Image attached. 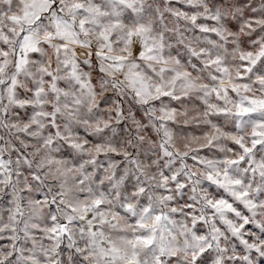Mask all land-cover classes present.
<instances>
[{
    "label": "clouds",
    "instance_id": "clouds-1",
    "mask_svg": "<svg viewBox=\"0 0 264 264\" xmlns=\"http://www.w3.org/2000/svg\"><path fill=\"white\" fill-rule=\"evenodd\" d=\"M264 0H0V264H264Z\"/></svg>",
    "mask_w": 264,
    "mask_h": 264
},
{
    "label": "snow or ice",
    "instance_id": "snow-or-ice-1",
    "mask_svg": "<svg viewBox=\"0 0 264 264\" xmlns=\"http://www.w3.org/2000/svg\"><path fill=\"white\" fill-rule=\"evenodd\" d=\"M261 63H264V61H261Z\"/></svg>",
    "mask_w": 264,
    "mask_h": 264
}]
</instances>
